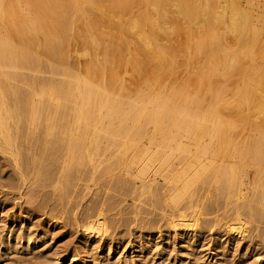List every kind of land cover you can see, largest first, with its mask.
Returning a JSON list of instances; mask_svg holds the SVG:
<instances>
[{
    "label": "bare ground",
    "instance_id": "6f19581e",
    "mask_svg": "<svg viewBox=\"0 0 264 264\" xmlns=\"http://www.w3.org/2000/svg\"><path fill=\"white\" fill-rule=\"evenodd\" d=\"M257 6L0 0V152L13 157L21 185L28 172L31 187L57 193L61 216L52 223L69 218L78 226L80 205L71 200L79 182L83 199L99 182L113 183L136 201L159 202L168 230L192 231L191 244L224 220V232L244 239L251 219L249 242L264 247V20ZM37 191L30 189L31 199ZM93 205L78 227L101 241L109 211L104 202ZM105 252L111 256L112 245Z\"/></svg>",
    "mask_w": 264,
    "mask_h": 264
},
{
    "label": "rangeland",
    "instance_id": "374dc122",
    "mask_svg": "<svg viewBox=\"0 0 264 264\" xmlns=\"http://www.w3.org/2000/svg\"><path fill=\"white\" fill-rule=\"evenodd\" d=\"M256 1L257 7H259L258 9L256 8V12L260 15L262 14V18L260 16V19L264 20V0ZM262 26L264 27V22ZM182 40L185 41L184 38ZM256 61H258V64L260 63V60H255L254 62ZM254 122L260 124L261 119L260 122ZM245 125L248 127L247 124ZM254 132L251 131L252 134ZM12 158L8 153L4 154L0 152V250L3 249L0 251V264H78L81 261L84 264H115V262L116 264H264V247L253 246L249 242L250 235L253 236L256 233L254 232V228L257 224L253 220L248 219L250 224L244 225V228L247 230L244 239L229 235L227 231L224 232L226 230L224 224L226 220H224L218 228L213 227V230L206 231L205 233L207 234H204L203 241L197 239L199 240L198 242L191 244L192 242L188 241V237H191L192 234L194 235L192 231L168 230L164 221L161 220L159 202L153 203L154 206L151 200H149L150 198H148L149 195H144L139 201H136V196L132 195V197L121 191L118 192L114 188L113 183L112 185L104 186L106 185L105 183L99 182L100 184L98 183L97 186L92 188V190H96L97 187L99 193L93 190L92 194L90 193L83 199V195H79L83 188V182H79L75 190L77 194L75 192L72 194V198L74 199L71 201L75 202L74 204L78 201L80 205L78 210L80 213L78 216V226L81 225V220L86 214V209L90 208V206L92 207L94 203L95 205L93 206H98L104 202L106 213L109 211L107 221L110 219V223H107V225L111 224V226L109 225L107 234L102 237L101 241L98 238L85 237L82 232L83 229L75 226L74 222L69 218L61 222L57 221L56 223L50 221L49 218L61 216L59 208L54 203L57 193L53 196L48 189H46L47 191L44 189V191L40 192L34 186L31 187L32 174L28 172L24 176L26 185H21L22 182L17 174V168L15 167L14 169ZM252 168L250 167L251 170L248 169L253 171L254 169ZM157 180L159 183V178ZM101 183L108 191H104L105 189L101 186ZM30 189L31 191H37V197H34V195V198L32 197L31 199L32 193L30 192L28 195ZM44 194H46L45 197L50 195L46 198H51V201L50 199H44L48 200V205H44L43 201H41ZM77 195L80 197H75ZM100 196L104 197L101 198ZM108 198H111L110 200L115 203V207H109ZM114 200L116 202L119 200V202L116 203ZM136 203L137 206L139 205V208L136 206ZM116 204H120V206L117 205V207ZM107 207L111 211L107 210ZM136 207L141 210L137 216L133 213ZM43 212L46 214L45 216H43ZM260 226V228L264 227ZM15 238H22L21 242L23 244L17 243L18 240H15ZM29 239L30 243L34 240L38 241L36 249L27 245ZM7 242H10V244H7ZM107 245H112L114 253L111 256L105 257ZM84 247L86 250H82ZM4 248H7V250L4 251ZM205 249H211L210 251H213L214 254H209ZM37 255H40L39 258L41 257V259L37 258ZM73 258H76V260H72ZM36 260L39 261L36 262Z\"/></svg>",
    "mask_w": 264,
    "mask_h": 264
}]
</instances>
